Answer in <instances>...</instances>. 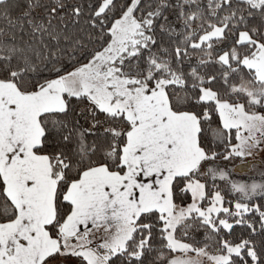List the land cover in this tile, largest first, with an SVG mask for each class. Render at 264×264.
Wrapping results in <instances>:
<instances>
[{"label": "snow or ice", "instance_id": "obj_1", "mask_svg": "<svg viewBox=\"0 0 264 264\" xmlns=\"http://www.w3.org/2000/svg\"><path fill=\"white\" fill-rule=\"evenodd\" d=\"M0 264H264V0H0Z\"/></svg>", "mask_w": 264, "mask_h": 264}]
</instances>
